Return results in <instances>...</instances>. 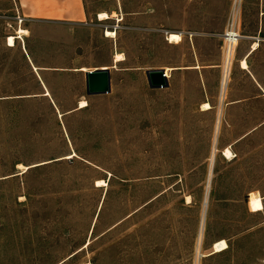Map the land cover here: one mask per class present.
<instances>
[{"label":"rangeland","instance_id":"obj_1","mask_svg":"<svg viewBox=\"0 0 264 264\" xmlns=\"http://www.w3.org/2000/svg\"><path fill=\"white\" fill-rule=\"evenodd\" d=\"M57 2L54 13L48 0H0V95L32 98L0 103V264H264V126L254 130L264 103L229 106L258 38L251 66L264 78V0H82V28L51 24L64 2L76 6ZM104 12L115 19L97 21ZM234 16L242 39L222 98L217 35ZM27 53L36 67L65 69L39 71L57 109ZM116 53L126 61L111 93L88 96L79 69L112 65ZM162 67L180 69L152 90L147 71Z\"/></svg>","mask_w":264,"mask_h":264},{"label":"crops","instance_id":"obj_2","mask_svg":"<svg viewBox=\"0 0 264 264\" xmlns=\"http://www.w3.org/2000/svg\"><path fill=\"white\" fill-rule=\"evenodd\" d=\"M72 1L75 2L76 6H73L72 7V5H67V3L64 2V6H63L64 8H60V7L59 8L60 9H63V10H66L67 11L66 14L63 17H61V18L57 17L55 14H54V16H50L51 17V20H49V21L52 22L51 24H62V25H69V26H80L81 28L84 27V26H88L89 25V20L90 19H89V16H88V14H87L84 6H83L82 0H71V2ZM48 3L49 4H48V9L47 10L49 12H54L55 13L56 10H57V4L58 3H59L58 5L61 6V3L60 2H57V0H48ZM68 7H69V9H68ZM113 15L110 14V16H111V19L110 20L115 19L114 18L115 16H113ZM95 19H97V21H99V22L108 21V20H101V19H99V14H97V16H96ZM108 32L116 33V31L115 32L114 31H106L105 32L106 33L105 35H106L107 38H109L107 36V33ZM217 36L221 39V36L222 35H217ZM115 38H117V35H116ZM115 38H110V39H115ZM181 38H182V35L181 34H177V33H170L169 34V40H170V42L172 44H176V45L177 44H180L182 42V39ZM251 39H253V38H251ZM21 40H24V38H22ZM7 41H9V39ZM261 41L262 40L260 38L254 39V41L251 43V45L249 47L250 49L245 54H243L242 57H241V59L239 60L240 73H243V74H245V76H247V79H246L247 82H246V86L245 87H240L239 88V90H238V98H235V96L237 94H232L233 97L231 98V101L229 102V106H231V107H239L241 109H246L248 107H255V106H258L260 103H264V81H263L264 78H263L262 74L259 73L257 70L254 72L253 69H252V66H251V60L253 58L257 57L260 54V47H261V43H262ZM256 45H257V49L253 51V48ZM8 46H9V42H8ZM13 47H15V46H13ZM26 55H27V57H28V59H29V61L31 63L32 61H31L30 55L28 53ZM117 55H121V56L124 57V54L116 53L115 56H114V60H113V64L112 65H106L105 64V65L96 66V67H82V68L79 69V72L85 73V77H86V74L89 73V72H95V71H98V70H109L111 72V91H112V86H113V71L112 70L114 68H116V64H120V63L124 62V60L126 61V58H125L124 60H122L120 62H116L115 61V58H116ZM243 60H245L246 63L248 64V69L247 70H243L242 67H241V62ZM32 66H33V69H34L37 77L39 78V80L42 82V85L46 89V92L44 93V96L45 97H50L53 106L57 109L58 107H57L54 99L51 97V93L52 92H49L47 90V88H46V82L42 78V75L43 74L40 73L39 71H48V72H59L60 71L61 72V71H65V69H61L59 67H47V68H44V67H36V66L33 65V62H32ZM235 68H236V66H235ZM239 68H237V71L239 70ZM169 69L172 70L171 73H173L175 71L176 72L179 71L180 68L177 69V68H165V67H162V68L153 69V70H165L166 71V70H169ZM193 69L196 70V71H198V70H201L202 67L201 66H195ZM171 75L172 74H170V77H171ZM169 79L170 78H168V80ZM86 94H87V78H86ZM226 94H225V96H226ZM8 99H23V100H25V99H32V98L30 96H15V97H10V96L0 95V103L6 101ZM83 101L86 102V106L81 107V103ZM205 103H209V102H205ZM205 103H203V104H205ZM203 104H202V106H203ZM79 105H80L79 106V110H83V109H86V108L89 107V102L84 99V100L80 101ZM211 109H212V106H211ZM246 114H247V111H246ZM263 126H264V120L254 130L258 131L260 129V127H263ZM254 130H252L251 132H253ZM251 132L245 134L242 137V139H245L246 137H248ZM74 155L76 156V154H74ZM101 181H103V180H101ZM104 182H106V181H104ZM257 201L258 202H264V197L259 198ZM226 251H224V252H226ZM221 253H223V252H221Z\"/></svg>","mask_w":264,"mask_h":264},{"label":"bare ground","instance_id":"obj_3","mask_svg":"<svg viewBox=\"0 0 264 264\" xmlns=\"http://www.w3.org/2000/svg\"><path fill=\"white\" fill-rule=\"evenodd\" d=\"M113 16H116V15L114 14ZM99 19H101V20H110L111 19V16L108 13H105L104 12V13H100L99 14ZM27 33L28 32L26 30L21 29L19 31V33H18L19 38L20 39L24 38V36H26ZM116 35H117V33H113V32H108L107 33V36L109 38H115ZM16 39L17 38H14V37H10L9 38V41L8 42H9V46L10 47L15 46ZM238 46H239V42L236 43V48H235V50L233 51L232 54H230V55H227L226 54L225 55L224 75H223V80H222V85H221V95H222V98H224V96L227 93L228 88H229V84H230V81H231L232 70H233V67H234V64H235V61H236V51H237ZM256 49H257V45L254 46L253 51L256 50ZM122 60H124V57L121 56V55H117L116 58H115V61L116 62H120ZM241 67H242L243 70H247L248 69V64L246 63L245 60H243L241 62ZM84 106H86V102L85 101H83L81 103V107H84ZM210 109H211V105L209 103L203 104V110L204 111H208ZM223 155L229 161H231V160L234 159V153L231 151L230 148L225 149L224 152H223ZM74 156L75 155H72V156H69L68 158L69 159H73ZM19 168L23 169L25 172L28 170L27 167L22 166V165H20ZM106 184L107 183L104 182V181L97 182V186L98 187H104ZM188 202H191V197H188ZM204 231H205V219L203 218V222H202L201 228H200L199 243H198V251H199V253H200V248H201V245H202V242H203ZM89 244H90V242L88 243V245Z\"/></svg>","mask_w":264,"mask_h":264},{"label":"water","instance_id":"obj_4","mask_svg":"<svg viewBox=\"0 0 264 264\" xmlns=\"http://www.w3.org/2000/svg\"><path fill=\"white\" fill-rule=\"evenodd\" d=\"M87 94L89 96L108 95L111 93V72L98 70L86 74ZM149 87L152 90L169 88V80L165 70H150L147 72Z\"/></svg>","mask_w":264,"mask_h":264},{"label":"built area","instance_id":"obj_5","mask_svg":"<svg viewBox=\"0 0 264 264\" xmlns=\"http://www.w3.org/2000/svg\"><path fill=\"white\" fill-rule=\"evenodd\" d=\"M20 22L23 23L25 19L19 18ZM238 19L236 16L229 23L227 29L224 34L221 36V39L224 43L225 54L230 55L236 48V43L242 39L239 27H238Z\"/></svg>","mask_w":264,"mask_h":264}]
</instances>
